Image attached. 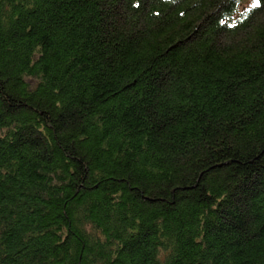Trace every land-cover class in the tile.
<instances>
[{
	"label": "trees",
	"instance_id": "1",
	"mask_svg": "<svg viewBox=\"0 0 264 264\" xmlns=\"http://www.w3.org/2000/svg\"><path fill=\"white\" fill-rule=\"evenodd\" d=\"M0 0V264H264V0Z\"/></svg>",
	"mask_w": 264,
	"mask_h": 264
},
{
	"label": "snow or ice",
	"instance_id": "2",
	"mask_svg": "<svg viewBox=\"0 0 264 264\" xmlns=\"http://www.w3.org/2000/svg\"><path fill=\"white\" fill-rule=\"evenodd\" d=\"M259 6V0H257V3L253 5V7Z\"/></svg>",
	"mask_w": 264,
	"mask_h": 264
}]
</instances>
